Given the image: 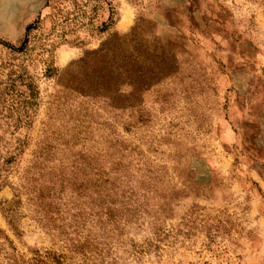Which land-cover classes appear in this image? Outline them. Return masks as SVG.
Masks as SVG:
<instances>
[{"label": "rangeland", "instance_id": "obj_1", "mask_svg": "<svg viewBox=\"0 0 264 264\" xmlns=\"http://www.w3.org/2000/svg\"><path fill=\"white\" fill-rule=\"evenodd\" d=\"M46 4L0 0V264H264V0H97L49 53ZM80 157L120 191L23 194Z\"/></svg>", "mask_w": 264, "mask_h": 264}, {"label": "trees", "instance_id": "obj_2", "mask_svg": "<svg viewBox=\"0 0 264 264\" xmlns=\"http://www.w3.org/2000/svg\"><path fill=\"white\" fill-rule=\"evenodd\" d=\"M96 1L97 0H47L46 6L50 8V13L47 16L50 32L49 35H47V38L44 39L49 42L51 41L50 37H56L58 40H52L49 42L50 44H43L42 47H44V50L49 53V50L54 43L63 44L67 42L65 39L66 35H75L82 29L87 28L93 21V12ZM71 5L74 7L73 12H70ZM41 24L42 21L38 20L28 25L19 45H11L3 42V46L16 53L25 51L30 43V38L36 36L37 30L41 28ZM113 24L114 13L112 12L107 21L101 24L98 31L101 33L105 32L110 29ZM122 39H126V36ZM95 54H99V52H96ZM51 70L52 65L50 64V61L46 60V74L51 73ZM32 95H34L33 91ZM109 162L110 161H106L105 163L112 164V161ZM42 163L43 162L40 164ZM59 163L60 167L58 169H54L53 167L48 168L46 165H34L26 170L21 178L23 183L20 187L23 194L29 196V201H32L36 206L41 207V210L45 212V215L49 214L51 209H58L56 207L51 208L54 202L50 203L49 201L52 202L55 199L61 201L62 199L60 198V195L63 194L66 189L72 191L78 189L84 190V196H86L88 195L87 190L90 188L92 193L94 191V194L103 201L110 197V192L117 194L118 191H120L121 183H118L116 186L118 178H111L109 174H106L101 170L102 168L93 165L92 163H94V161L92 158L88 157L85 159L80 157L77 160L70 161V165L65 161H60ZM110 168L112 167L110 166ZM66 169H70V172L67 175L63 172ZM16 197L19 198V195H16ZM108 209V206L104 208L106 211H108ZM104 215H107V213L105 214L104 212Z\"/></svg>", "mask_w": 264, "mask_h": 264}]
</instances>
